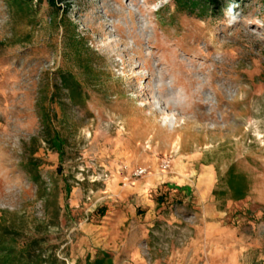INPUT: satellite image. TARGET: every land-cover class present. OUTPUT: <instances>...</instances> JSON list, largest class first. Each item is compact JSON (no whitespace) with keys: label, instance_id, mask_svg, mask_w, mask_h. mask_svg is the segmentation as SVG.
<instances>
[{"label":"rangeland","instance_id":"1","mask_svg":"<svg viewBox=\"0 0 264 264\" xmlns=\"http://www.w3.org/2000/svg\"><path fill=\"white\" fill-rule=\"evenodd\" d=\"M23 1L0 0V211L65 264H264V7Z\"/></svg>","mask_w":264,"mask_h":264},{"label":"trees","instance_id":"2","mask_svg":"<svg viewBox=\"0 0 264 264\" xmlns=\"http://www.w3.org/2000/svg\"><path fill=\"white\" fill-rule=\"evenodd\" d=\"M55 7L56 2L65 0H47ZM224 0H173L175 10L184 14H197L204 17L212 9H218ZM236 4L241 0H231ZM250 1V0H242ZM261 7H264V0H255ZM17 6H21L24 1H15ZM235 5L230 4L228 9H233ZM60 85L67 93L68 100L76 103L82 99L81 86L74 78L68 74H61ZM51 145L56 149L62 144L58 138L51 139ZM36 181L35 179L33 180ZM161 197H163L161 195ZM164 198V197H163ZM158 204V200H157ZM57 212V210H56ZM57 215V213H56ZM52 238L45 223L37 217L29 218V222L24 219H17L8 211H0V264H65L56 255L53 246H49ZM85 264H112L111 258L104 252L99 253L93 259L87 256Z\"/></svg>","mask_w":264,"mask_h":264},{"label":"crops","instance_id":"3","mask_svg":"<svg viewBox=\"0 0 264 264\" xmlns=\"http://www.w3.org/2000/svg\"><path fill=\"white\" fill-rule=\"evenodd\" d=\"M151 205V206H150ZM137 208H141V209H147V212L149 213L150 212V210H152L153 208V203L152 202H148V203H145V204H141V205H139V206H136ZM139 218V217H138ZM132 219L130 220V219H128V218H126L125 220L123 219L122 220V222H121V224L123 223V224H126V226H127V228L129 227V225H130V223H132ZM142 227L143 228H145L146 227V225L144 224V225H142Z\"/></svg>","mask_w":264,"mask_h":264},{"label":"bare ground","instance_id":"4","mask_svg":"<svg viewBox=\"0 0 264 264\" xmlns=\"http://www.w3.org/2000/svg\"><path fill=\"white\" fill-rule=\"evenodd\" d=\"M159 48V47H158ZM166 58V57H165ZM194 65V64H193ZM163 75V74H162ZM140 76L134 77L130 79V84L132 85V88L135 87L134 81L137 80V78H139ZM132 82V83H131ZM134 84V85H133ZM203 117V116H202ZM201 117V118H202Z\"/></svg>","mask_w":264,"mask_h":264},{"label":"built area","instance_id":"5","mask_svg":"<svg viewBox=\"0 0 264 264\" xmlns=\"http://www.w3.org/2000/svg\"><path fill=\"white\" fill-rule=\"evenodd\" d=\"M143 173H144L143 170H139V171H137V173L135 174V176H141Z\"/></svg>","mask_w":264,"mask_h":264}]
</instances>
